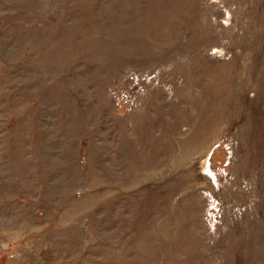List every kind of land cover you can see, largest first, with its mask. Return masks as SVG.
<instances>
[{"label":"rangeland","instance_id":"obj_1","mask_svg":"<svg viewBox=\"0 0 264 264\" xmlns=\"http://www.w3.org/2000/svg\"><path fill=\"white\" fill-rule=\"evenodd\" d=\"M0 264H264V0H0Z\"/></svg>","mask_w":264,"mask_h":264}]
</instances>
